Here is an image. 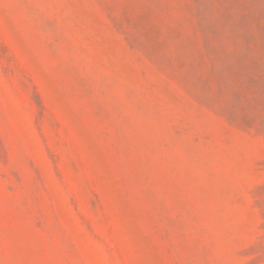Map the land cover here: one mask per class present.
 Masks as SVG:
<instances>
[{
	"label": "rangeland",
	"instance_id": "1",
	"mask_svg": "<svg viewBox=\"0 0 264 264\" xmlns=\"http://www.w3.org/2000/svg\"><path fill=\"white\" fill-rule=\"evenodd\" d=\"M0 264H264V0H0Z\"/></svg>",
	"mask_w": 264,
	"mask_h": 264
}]
</instances>
